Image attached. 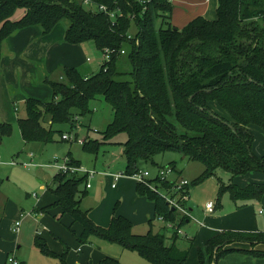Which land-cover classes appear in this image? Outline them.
<instances>
[{"label": "trees", "instance_id": "trees-1", "mask_svg": "<svg viewBox=\"0 0 264 264\" xmlns=\"http://www.w3.org/2000/svg\"><path fill=\"white\" fill-rule=\"evenodd\" d=\"M91 3L105 6L114 18L76 0H0V60L8 37L31 27L40 29L45 37L64 20L68 25L63 43L74 46L92 42L99 53L105 48L125 53L91 75L63 67L64 81L43 78L51 98L46 102L32 98L24 101L25 117L17 120L24 143L53 142L54 134L61 135L54 126L74 128L78 116L90 113V102L101 98L111 108L112 121L102 134V142L85 140L83 148L93 150L116 134L125 133V175H132L141 162H152L166 151L203 165V173L190 182L189 190L215 177L217 170L228 173L230 179L248 172L264 173V156L252 154L249 129L256 126L264 131V0H217L215 20L197 17L181 29L171 25V0ZM18 9L22 15L16 21L12 16ZM131 22L137 33L129 38ZM214 105L227 116L214 111ZM10 130L9 125H0V138ZM70 162L79 166L72 159ZM83 182L84 176L57 174L53 179L56 188L51 190L55 201L50 207H59L61 214L81 227L79 235L72 232L78 244H88L95 237L135 252L147 264H185L189 249L178 247L176 232L170 231L168 238L164 226L156 233L150 229L144 235H135L132 223L115 214L105 228L94 224L79 208L77 198L86 194L84 187L80 189ZM136 190L153 203L154 219L176 222L180 228L183 219L176 221V211L159 194L140 185ZM218 191L219 196L229 193L235 203L258 200L264 196V183L241 189L232 182L223 185L218 179ZM152 221L148 222L150 227ZM236 243L251 249L225 248ZM258 244H264V233L226 231L198 249V264H217L232 253L264 260V252L253 250ZM34 246L45 257L56 258L43 240L36 238ZM67 254L64 246L57 257L60 264H67ZM95 264L121 263L106 257Z\"/></svg>", "mask_w": 264, "mask_h": 264}, {"label": "rangeland", "instance_id": "rangeland-1", "mask_svg": "<svg viewBox=\"0 0 264 264\" xmlns=\"http://www.w3.org/2000/svg\"><path fill=\"white\" fill-rule=\"evenodd\" d=\"M21 15L22 10L18 9L13 14L12 19L17 21L21 18ZM67 25L68 21L64 20L53 28L50 34L51 42L54 46L56 43L63 42ZM37 30L40 31L38 28ZM136 33L137 29L135 27V23L131 22L129 35L135 37ZM42 37L43 36L40 34L39 38ZM39 38H36V40ZM100 57L99 51L96 50V47L92 42L71 46V48H66L64 46L58 47L54 49L50 57V60H54L57 64L53 67V69L47 72L48 79L52 82L64 81L63 67L69 66L81 67L79 68V72L82 75H91L92 73H96L103 64ZM87 59L89 62L86 61ZM27 63H29L34 68L31 69L32 67H28L31 72L38 71L39 74L41 69H44L41 63H37L35 61H28ZM127 67V69L130 68L128 65ZM124 79H128V77H125ZM11 89L12 88H10L9 91L5 84V92L8 95H10ZM48 90L49 88L46 84H36L27 88L25 84H21L19 87V92L23 96H35L40 99L42 98L45 101L50 100V93ZM213 108L214 111L221 113L223 116H227V114L220 111L216 105H214ZM89 109L90 113L87 115L78 116V122H76L74 128L70 129L67 125L55 126L54 129L61 131L62 134H54L53 142L48 144L31 143L29 145H25L21 138L16 122L17 117H25L23 106H20L17 112H15L13 106L9 103V99H6L5 96L2 101L0 99V110H2L4 113H7V115L3 114L2 116L4 119L3 122L8 124L11 129L8 135H4L0 138V196L8 197V199H10V201L14 204H19L25 213L32 212L37 205H40L39 203H42V201L44 202L46 199L53 202L54 197L51 190L55 189L56 187L52 181L58 174L57 170L52 168L54 160L60 162L65 158H69L78 162L79 165L85 170L93 171L95 173L93 178L89 179L90 188L86 189L85 196L77 198L80 200V210L82 212H87L89 217L91 213L97 211L100 207H108L109 191L111 189L109 181L107 183L106 177L104 176L105 173H123L125 171L123 144L127 141V135L125 133H118L108 140V143L100 144L93 150L83 148V145L78 144L76 141H61V136L67 133L71 134L72 136L75 133V137L86 140L87 143H100L103 141L102 134L113 118L111 108L105 101H103V99L99 98L90 102ZM173 123L175 124L174 121ZM175 126L177 127L176 129L178 133H182L183 130L178 125L175 124ZM249 129L253 135L252 154L260 158L263 156L260 154H264V131L256 126H251ZM30 153L34 154L33 162L36 165H31L29 168L25 169L22 164L27 162L30 163V160L27 158ZM14 162L16 165H12ZM152 162L154 164H152ZM152 162H141L139 165L140 170H147L151 177H155L157 168H165L173 165L175 170L181 172L180 176L182 178L192 182L203 173L204 169L201 163L187 161L186 158L175 151H166L161 155H157L153 158ZM49 165H51V167H49ZM215 173V177L204 179L191 188V191L189 192L190 203H188V201L186 205L187 207L190 205V208L193 210V214L196 218L190 215L191 223L189 226H187L188 224L186 223L180 226L179 230L181 233L178 235V238L185 240V237H187L186 234L189 235L190 231L199 229L196 223L201 224V222H203L202 220L206 215L205 211L208 207L216 206L214 214H218L221 211L224 213H229L235 208L237 203L232 201L229 193L225 192L220 196L218 195V179H221L223 185H229L230 182H232V184L241 189H244L249 185H260L264 183V173L261 172H248L243 175L234 176L232 179H230V175L228 173L222 170H217ZM83 187L84 182L82 183L80 189ZM33 195H36L37 198H33ZM217 200H219V202H217ZM242 204L243 202H240L238 205L240 206ZM217 205H219V207H217ZM54 208H56V210L59 209L61 214V209L59 207H50L48 210ZM45 210H47V208ZM259 210H261L263 214H258L257 212ZM255 211L256 218L258 220H262L264 223V204L262 205L260 203V205L256 207ZM48 215L49 214H42L41 216L42 218H47V220L54 222L51 211V216ZM66 216L68 215L61 214V217L57 220L59 223H54L56 224V227L67 232L68 236L75 237L72 234L73 231L70 228V224H61L62 219L66 218L67 220ZM151 218H153V214ZM184 220L185 219L182 221ZM152 222L153 223L151 227L148 223L141 226H132V233L135 235H144L150 229L152 233H155L159 227H163V224L157 219L153 218ZM39 224L41 225L39 226ZM39 224H26V226L30 227L28 228L27 234L23 236L24 248L22 250V259L24 260L25 264H51L53 261V258L45 257L41 253L37 252L36 249L31 248L33 244V236L31 237L29 231L33 230L35 234L38 235L43 230V226L50 230V227L48 225H43L42 221L39 222ZM167 233L168 238H171L170 230L167 229ZM262 233H264V231H262ZM8 235L12 236L13 234L11 232L9 234L8 232ZM96 242L97 241L94 242L95 248ZM100 242L102 245H111V243L104 241ZM76 243V239L73 240L72 244L74 246L78 244ZM97 245L99 246L98 242ZM178 247L181 249H189L187 258L189 264L190 260L195 256L197 247L196 243L193 242V244L190 245L189 242H180L179 240ZM76 248H78V246ZM76 248L73 247V251ZM80 250V254L71 252L70 255L82 263L85 260V257L88 256L90 247L85 245L81 247ZM237 256L231 255L228 257H223L218 261L217 264H241L243 258ZM117 257L121 264H143L138 255L133 251H123L122 254H119Z\"/></svg>", "mask_w": 264, "mask_h": 264}, {"label": "crops", "instance_id": "crops-1", "mask_svg": "<svg viewBox=\"0 0 264 264\" xmlns=\"http://www.w3.org/2000/svg\"><path fill=\"white\" fill-rule=\"evenodd\" d=\"M216 3L217 0H171V4H172V14L170 20L171 25L178 29H181L197 17H204L209 21H213L216 18ZM39 35H40V31L37 30L36 27H31L8 37L2 45V54L0 60V99L2 101L4 96L6 97V99H9V103L13 106L15 112H17L20 106H23L24 108L23 103L28 98L36 99L41 102H46L42 98L40 99L35 96H31V97H29L30 95L23 96L19 92V87L21 84H25L26 88L32 85L34 86L36 84L43 85L42 79L45 77L47 78L48 77L47 72L53 69V67L57 64L54 60H50L51 54L54 51V49L63 46L66 48H71L72 46V45H67L63 42L56 43L54 46L51 42V34L42 38H39ZM36 38L39 39L36 40ZM28 61H35L37 63H41L44 69H41V72H39V74L38 71L31 72V70H29L28 67H32V66L29 63H27ZM69 67L77 68L78 70H80L79 68H81L78 66H69ZM31 69L34 68L32 67ZM85 76L87 75L85 74ZM5 84L8 87L9 91L10 88H12L10 95H8L5 92ZM48 91L50 93L49 95L50 96L49 99H50L51 91L50 89ZM3 114L7 115V113H4L2 110H0V125H8L5 122H3L4 120L2 118ZM18 119L19 117L16 118V122ZM25 145H29V144L25 143ZM260 155L264 156V154L262 153ZM27 158L30 160V163L29 162L27 163L31 165H36L33 162V158H34L33 153H30ZM76 163L79 164L78 162ZM49 167H51V165H49ZM177 172L181 174V172L179 171ZM112 174L115 173H111V172L105 173L104 176L106 177V182L108 183L109 181L110 183L111 190L109 191V206L106 208L100 207L97 211L91 213L89 217L92 220V222H94V224H96L99 227L105 228L108 226L110 219L114 214L128 219L132 223L133 227L145 225L150 220H152L154 218V217L151 218L152 214L154 216L153 203L149 201L147 198L142 197L137 193L136 190L137 184L129 178H122L117 182L115 188H112L111 186ZM53 199L54 202L55 197ZM53 202L46 199L44 200V202L42 201V203H39L40 205H37L38 207L36 206L32 212L35 213L37 211L42 213L43 215L49 214L48 216H51L50 215V211H51L53 216L52 218L53 221L58 224L59 222L57 220L58 218L61 217L59 209L56 210V208H54L48 210ZM188 203H190V201ZM236 203L237 204L235 208L229 213H224L223 211H221L218 214H214L216 206H213L214 211L212 213H208L205 211L206 215L202 220L203 222H201V224L196 223L199 229L190 231L189 235L186 234L187 237H185V240L178 238V240L175 242L177 245H179V240L180 242L183 241L189 242L190 245H192L194 242L197 245L195 256L190 260L189 264H198V257H197L198 249L204 246L209 239H211L217 234H221L226 231L246 232V233H262V231H264L263 221L258 220L255 216L256 207L260 205V203L262 205L264 204V196L258 200L245 201L240 206L238 205L240 204V202H236ZM217 207H219V205H217ZM46 208L48 211L45 210ZM42 209L43 211H40ZM187 209L190 215L195 217V215L193 214L194 213L193 210L190 208V205L189 207H187ZM23 211L24 210L20 207L19 204L17 205L14 204L13 202L10 201V199H8V197L0 196V264H3L6 257H8L9 255H14L16 258L19 259L21 264H25L24 260L22 259L23 258L22 250L24 248L23 236L27 234L28 228L30 227V226H26V224L27 223L39 224V222L41 221L43 225H48L51 231L47 227L43 226V230L38 235H36L33 230L29 231V234L31 235V237L33 236V244L36 238L43 240L47 245L48 249L56 256V258L53 257V261L51 262V264H60L59 259L57 257H60L62 255L64 246L68 248V254L66 258L67 264H88L89 262L95 264L106 257L112 259L115 258L116 260H119L117 256L119 254H122L123 251H127L115 244L102 245L100 242L102 240L94 237H91L89 239L88 244L80 245L76 243L77 245L74 246L72 243L73 240H75V237L68 236L67 232L56 227V224L54 222H52L51 220H47V218H42V216L38 217L37 219H33L30 216L23 217V219H21V216L26 214ZM257 213L263 214L261 210H259ZM66 217L67 220L66 218L62 219L61 224L62 225L70 224L73 232L76 235H79L81 233V227L78 224H72V219L69 216ZM20 219L22 222L19 227V230L17 232H14V225ZM190 220L191 218L184 220L183 224L186 223L188 224L187 226H189V224L191 223ZM40 225L41 224H39V226ZM161 228L162 226L159 227L156 232L161 230ZM8 232L9 234L11 232L13 235L12 236L8 235ZM95 241H97L99 244L98 246L96 242V248L94 247ZM170 242L171 239L168 240V243ZM33 244L31 248L36 249V251L40 253V251L37 248H35ZM85 245L90 247V252L88 256L85 257V260L82 263H80L79 261H77L76 258H73L70 254L71 252H74L75 254H80L81 247ZM77 246L78 248H76ZM73 247L76 248L74 251H73ZM225 248L235 249V250L251 249V247L247 244H237V243L229 245ZM253 250L264 252V244L256 245L255 247H253ZM231 255H236V256L239 255L237 257H242L243 261L241 264H264V260L262 259L244 256L241 253H232L225 257ZM141 261L143 264H147L143 259H141ZM185 264H188V259L185 262Z\"/></svg>", "mask_w": 264, "mask_h": 264}, {"label": "built area", "instance_id": "built-area-1", "mask_svg": "<svg viewBox=\"0 0 264 264\" xmlns=\"http://www.w3.org/2000/svg\"><path fill=\"white\" fill-rule=\"evenodd\" d=\"M79 3H81L85 7H90L94 10V8L98 12H103L108 14L110 19L114 18L113 12H108L105 6H93L91 3V0H76ZM131 36H129L130 38ZM124 51H115L114 49L105 48L100 53V58L102 60V63H109L113 57L118 58L119 56L124 55ZM89 62V60H86ZM76 122L77 119H76ZM74 135H76L74 133ZM72 136L71 134H63L61 136V141H76L78 144L83 145L85 143V140L78 139L75 136ZM16 163L14 162V164ZM24 168H29L31 164L26 163L22 164ZM53 167L57 170L58 174L67 175V176H84L85 177V183L84 188L89 189V179L93 178L95 173L93 171H87L84 168L80 166H75L70 162L69 158H65L58 162L57 160H54ZM112 177V188H115L116 183L122 179V178H129L133 180L137 185L144 186L150 191L159 194L164 201L166 202L167 206L176 211L177 214V220L181 219H188L190 218V213L187 209V202L189 201V188H190V181L187 179H184L180 176V174L175 170L173 167H165V168H157V173L155 177H151L150 173L147 170H138L134 172L132 175H125L124 173H115L111 175ZM163 183H167V187L163 186ZM33 198H36V195H33ZM214 211V207H208L206 209V212L212 213ZM42 213L40 212H31L26 213L21 216V219L23 217L30 216L33 219H37L40 217ZM21 219L18 220L14 225V232H17L19 230V227L21 225ZM159 222L163 224V226L166 228V230H170L173 232H176L177 235L181 233L179 228L176 226V222L170 223L165 222L162 218L157 219ZM4 264H21V262L14 256L9 255L6 257V260Z\"/></svg>", "mask_w": 264, "mask_h": 264}]
</instances>
